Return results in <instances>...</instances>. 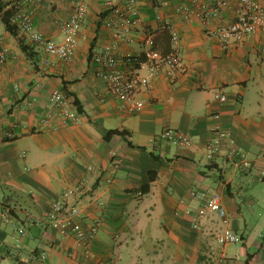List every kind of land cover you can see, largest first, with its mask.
I'll return each mask as SVG.
<instances>
[{
	"label": "crops",
	"instance_id": "obj_1",
	"mask_svg": "<svg viewBox=\"0 0 264 264\" xmlns=\"http://www.w3.org/2000/svg\"><path fill=\"white\" fill-rule=\"evenodd\" d=\"M3 1L9 8L23 1L43 34L64 40L61 21L71 13L70 0ZM106 1L89 0L70 60L20 29L12 34L0 11V46L9 47L0 64V208L12 210V219L0 223V264H215L221 250L224 264H264V28L224 47L217 30L236 18L238 0L209 21L184 17L180 7L195 6L192 0H134L140 23L132 28L133 41L118 42L116 53H142L144 38L153 35L157 49L180 53L185 70L141 87L137 98L145 106L131 111L108 91L92 58L116 42L114 32L122 28ZM115 1L125 7L131 0ZM166 21L178 30V42ZM147 69L145 63L140 72ZM55 89L78 100L81 123H63L54 114ZM168 127L193 143L164 139ZM217 139L220 151L209 156ZM82 180L84 186L66 196ZM203 191L221 195L227 222L198 216ZM59 198L83 206L84 226L97 228L87 243L50 223ZM251 215L258 216L254 223ZM224 225L243 238L236 255L227 253L230 244L215 241Z\"/></svg>",
	"mask_w": 264,
	"mask_h": 264
},
{
	"label": "built area",
	"instance_id": "obj_2",
	"mask_svg": "<svg viewBox=\"0 0 264 264\" xmlns=\"http://www.w3.org/2000/svg\"><path fill=\"white\" fill-rule=\"evenodd\" d=\"M44 1L46 0H28L26 2L36 4ZM70 1L71 13L61 21L62 30L65 34L63 41L53 40L43 34L35 24L33 10L22 3L23 1L14 3L16 9L12 16V22L19 27L23 35L29 37L35 43L42 44L50 54L63 60H70L75 56L79 46V33L85 16L89 11V0ZM106 2L108 8L112 9L120 18L122 28L114 32L116 42L93 54V61L97 64L96 73L106 81L108 91L113 96L125 102L129 110L139 111L145 106V101L137 98L139 89L148 86L154 78L162 73H165L169 78H176L185 70V63L177 50L171 49L168 52H162L157 49L153 35L144 38V52L133 53L129 51L122 55L117 54L118 42L133 41L134 37H132L131 31L133 27L138 26L140 23V12L134 4V0L129 1L125 7L119 6L115 0H107ZM192 2L195 6L181 5L180 11L183 12L184 17L191 20L194 16H197L204 21H209L221 14L230 1L212 0L211 2H200V0H192ZM107 25L114 26V19L109 20ZM164 28L170 31L173 42L179 41V32L171 22L166 21ZM263 28L264 6L257 0H238L236 18L221 26L217 32L223 46L229 47L234 42H243L248 34L255 33ZM8 57L9 47L6 45L0 46V64L5 63ZM145 63H148V69L146 73H142L140 69ZM219 97L223 101L227 99L226 95H219ZM50 102L54 114L59 115L63 123L79 124L83 121L82 112L79 110L75 100L61 89H55L52 92ZM215 117L219 118L220 114H216ZM219 133L220 136L225 135L224 131L219 130ZM162 137L174 144L190 145L193 143L191 136L172 127L166 128L162 133ZM219 151L220 142L217 139L209 146V156H213ZM243 163L250 165V162L247 161ZM237 164L240 165L238 160ZM83 186L84 180L70 189L66 196ZM197 195L203 199V204L197 209L199 217L214 214L224 222H227L228 210L218 192L203 191ZM83 211V206L70 203L67 198H59L53 202L48 215L52 226L64 236L74 235L80 242L87 243L90 235L96 233L97 228L87 229L84 226L80 219ZM11 219L12 214L9 210L1 207L0 223ZM216 238L221 246L240 244L243 241L241 234L227 225H224L217 232ZM47 256L46 253L43 254V258ZM225 259L226 254L221 250L215 264H224Z\"/></svg>",
	"mask_w": 264,
	"mask_h": 264
},
{
	"label": "trees",
	"instance_id": "obj_3",
	"mask_svg": "<svg viewBox=\"0 0 264 264\" xmlns=\"http://www.w3.org/2000/svg\"><path fill=\"white\" fill-rule=\"evenodd\" d=\"M9 3L10 2H4L3 0H0V11L3 13V21L6 25V28L14 35H18L19 33V27L14 24L12 22V16L15 12V9H16V6L14 5L13 7H10L9 8ZM21 45H22V48L25 50L26 53H28V55L30 57H34V54L32 53V51L30 50L29 46L26 45L24 43V40L21 39ZM76 104L78 105L79 107V110L81 111L82 110V106L80 105V103L78 102V100L74 99ZM113 133H125L124 131H119V130H113L112 131ZM130 144L131 145H134L132 141H130ZM150 184H147L143 187V190L147 191L150 189ZM4 209H8L9 212L12 214V210L9 206H6L5 204H3L2 206Z\"/></svg>",
	"mask_w": 264,
	"mask_h": 264
},
{
	"label": "rangeland",
	"instance_id": "obj_4",
	"mask_svg": "<svg viewBox=\"0 0 264 264\" xmlns=\"http://www.w3.org/2000/svg\"><path fill=\"white\" fill-rule=\"evenodd\" d=\"M259 211H257V213H258ZM256 217L258 218V216L257 215H251V216H249V222L250 223H254L255 221H256ZM262 225H264V224H262ZM215 241H216V243L220 246V247H223V246H221L220 244H219V242H218V240H217V238L215 239ZM242 243V242H241ZM240 243V244H241ZM240 244H230L229 245V247L227 248V253L229 254V255H236L237 253H238V251H239V249L237 248V246L239 245L240 246V248H242V244L240 245Z\"/></svg>",
	"mask_w": 264,
	"mask_h": 264
}]
</instances>
